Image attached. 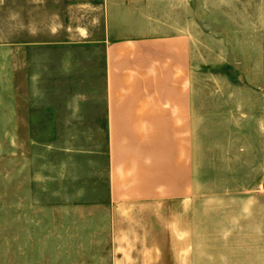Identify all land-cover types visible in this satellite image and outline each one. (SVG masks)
<instances>
[{"label": "rangeland", "instance_id": "1", "mask_svg": "<svg viewBox=\"0 0 264 264\" xmlns=\"http://www.w3.org/2000/svg\"><path fill=\"white\" fill-rule=\"evenodd\" d=\"M19 1L0 0V264H184L171 259L184 251L188 264H214L199 255L215 251L217 222L220 233L248 224L230 171H243L245 147L264 144V0H192L191 241L183 207L174 220L165 196L121 206L115 228L102 210H88L84 201L106 197L86 185L89 177L104 182L103 172L49 147H100L105 133L7 130L25 60L42 54L16 46L50 40L47 15L33 7L23 14Z\"/></svg>", "mask_w": 264, "mask_h": 264}, {"label": "crops", "instance_id": "2", "mask_svg": "<svg viewBox=\"0 0 264 264\" xmlns=\"http://www.w3.org/2000/svg\"><path fill=\"white\" fill-rule=\"evenodd\" d=\"M21 4L23 14L33 7L47 15L50 40L16 46L42 54L25 60L22 92L11 98L15 109L8 113L7 130L105 133L100 147H49L75 160L87 158L93 174L103 172L104 182L89 177L86 185L105 188L106 197L80 202H89V211L102 210L115 228L114 212L121 206L158 203L165 196L174 220L176 205L183 207V237L188 229L191 241L192 0H20L18 8ZM249 147L243 171H230V184L244 192L238 200L241 223L248 224L220 233L217 222L215 251L200 253L201 260L264 264V144ZM178 256L171 259L188 264L191 253Z\"/></svg>", "mask_w": 264, "mask_h": 264}]
</instances>
